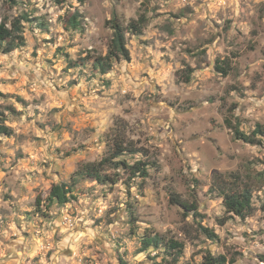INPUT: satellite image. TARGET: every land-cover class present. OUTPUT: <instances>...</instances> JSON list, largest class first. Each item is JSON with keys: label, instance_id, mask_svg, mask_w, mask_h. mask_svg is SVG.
<instances>
[{"label": "clouds", "instance_id": "9594fccd", "mask_svg": "<svg viewBox=\"0 0 264 264\" xmlns=\"http://www.w3.org/2000/svg\"><path fill=\"white\" fill-rule=\"evenodd\" d=\"M0 28V264H264V0H0Z\"/></svg>", "mask_w": 264, "mask_h": 264}, {"label": "trees", "instance_id": "16d2710c", "mask_svg": "<svg viewBox=\"0 0 264 264\" xmlns=\"http://www.w3.org/2000/svg\"><path fill=\"white\" fill-rule=\"evenodd\" d=\"M142 22H143V18H141V23ZM69 25L72 27H75L76 26V19L73 18L72 20H70ZM131 27L135 28V25H133ZM135 30L140 31L139 28H135ZM9 35H10V33H7L2 28H0V39H4L6 36H9ZM121 40H122V37L119 34H117L116 46H117L118 50H122L119 47V42ZM10 47H11V45H10ZM127 58L130 59V55ZM13 111H14V109H13ZM0 131H4L8 134H11L9 129H0ZM104 163H108V161L106 160ZM86 167L90 170L89 174H91V172L94 170V166L93 165H87ZM53 194L59 195L61 197V199H63V189L62 188H56ZM40 202L41 201L38 198L37 203L39 204ZM208 231L209 230H207V229L205 230L206 233H208ZM210 238L218 239V237H215V233H212ZM145 243H148V241H145ZM170 244H171L172 248L180 250L182 252V249H183L182 244H179L175 241L170 242ZM178 254H179V252H178ZM205 260H206V264H226L225 257H223V256H219L218 258H213L211 255H208L207 257H205Z\"/></svg>", "mask_w": 264, "mask_h": 264}, {"label": "rangeland", "instance_id": "374dc122", "mask_svg": "<svg viewBox=\"0 0 264 264\" xmlns=\"http://www.w3.org/2000/svg\"><path fill=\"white\" fill-rule=\"evenodd\" d=\"M46 43H48V42H46ZM145 43H147V42H145ZM201 55H203V53H200ZM33 55H35V53H33ZM131 60V56H130V59H129V61ZM0 95H3V93H0ZM18 100L20 99L19 97L17 98ZM54 111L56 110V109H53ZM15 111V110H14ZM39 127H43L42 125H39ZM219 239V238H218Z\"/></svg>", "mask_w": 264, "mask_h": 264}]
</instances>
